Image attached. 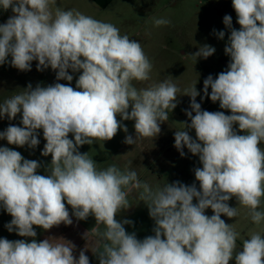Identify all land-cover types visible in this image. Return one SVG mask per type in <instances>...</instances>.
Instances as JSON below:
<instances>
[{
  "label": "clouds",
  "instance_id": "obj_1",
  "mask_svg": "<svg viewBox=\"0 0 264 264\" xmlns=\"http://www.w3.org/2000/svg\"><path fill=\"white\" fill-rule=\"evenodd\" d=\"M232 7L240 28L232 27L230 15L223 17L230 30L224 49L229 64L215 79L209 75L203 81L204 96L230 114L202 110L193 86L182 94L190 97L191 110H185L190 123L181 122L183 129L174 133L181 157L185 147L199 157L202 167L194 170L199 190L196 183L179 181L153 190L136 171L115 165L100 170L78 149L111 140L121 129L127 133L122 120L134 121L136 134L135 139L127 135L124 143L156 138L169 111L177 107V85L165 80L134 87L133 81L150 79L152 64L141 44L111 23L64 10L56 0H0V9L13 13L0 24V65L11 57L12 67L30 71L37 61V71L50 67L57 81L69 82L35 88L29 84L0 103V119L11 121L21 114L22 124L0 131V140L35 149L42 129L46 143L41 155H51L47 175H40V162L0 146V208L12 218L5 227L32 238H0V264H90L87 247L77 258L70 241L35 239L34 226L47 231L71 225L72 216L95 218L91 231L102 250L92 252L99 264H229L233 259L235 264H264V235L251 234L236 251L238 233L221 218L237 217V207L228 203L234 197L254 224L264 221L259 210L264 200V0H232ZM153 19L157 27L170 23ZM217 35L223 39L225 32ZM215 51L205 44L186 56L207 59ZM69 70L80 73L75 88ZM234 125L246 134H238ZM133 190H141L139 199L155 223L154 235L142 240L126 232L124 225L131 221L116 219L131 207L128 196ZM209 208L211 216L205 214Z\"/></svg>",
  "mask_w": 264,
  "mask_h": 264
},
{
  "label": "rangeland",
  "instance_id": "obj_2",
  "mask_svg": "<svg viewBox=\"0 0 264 264\" xmlns=\"http://www.w3.org/2000/svg\"><path fill=\"white\" fill-rule=\"evenodd\" d=\"M226 14L232 17V27L239 30L240 25L237 23L232 0H118L103 15L104 18L98 19L116 26L121 35H128L130 39L137 40L150 60L152 64L150 79L143 82L133 81L134 87L139 90L170 80L181 90L177 94V107L172 112L169 111V119L161 123V132L156 138H138L133 145L124 143L127 135H131L135 139L136 134L134 121L122 120V125L128 129L127 133L121 129L111 140H95L92 145L80 146L78 150L82 154L87 153L96 162L98 169L103 170L115 165L122 171H136L138 177L140 175L141 178H145L144 183H151L150 187L153 190L163 187L166 183L176 181L185 185L196 183L199 190V183L195 180L194 175L195 168L202 167L199 157L191 154L186 147L183 149L185 156L181 157L180 152L174 147V133L183 129L181 122L190 123V119L185 114V110H191L190 97L182 94L185 89H190L193 86L200 93L196 97V101L201 104L202 110L225 111L226 115L230 114L228 110L220 109L219 102L213 103L203 93L204 79L209 75L215 79L220 72L227 69L230 61V57L224 51L230 35V30L223 23V17ZM153 18L167 19L170 23L157 27ZM220 31L225 32L223 39L217 35ZM205 44L216 49L212 56L197 60L186 56L195 53L200 46ZM10 61L11 57L8 58L7 63L0 65V103L22 93L29 84L33 88L38 84L41 86H49L57 82L69 84L65 80L57 81L56 72L50 67L43 71H37V61L32 62L30 71H20L12 67ZM69 74L74 77L70 83L75 88L76 79L80 73H72L69 70ZM210 92L209 88V94ZM201 97L204 98L201 99ZM20 121L21 114L11 121L6 117L0 119V131H4L10 124L22 126ZM234 129L238 134H246L239 131L238 125H234ZM190 135L195 139L194 130L190 131ZM69 138L74 139L71 134ZM38 139L40 143L35 149H30L27 146L9 145L6 140H0V146L19 151L25 159L37 160L41 164L37 174L47 175L46 168L51 163V155L47 157L41 155L46 143L42 129L38 130ZM260 146L264 148V143H261ZM151 159L155 161L156 165L153 171L152 169L148 171V167L153 165ZM164 167H167V172L163 169ZM140 191L133 190L130 194L133 193L137 197L136 194H139ZM130 194L128 200L132 206L133 200ZM228 203L231 207H237L238 215L235 218L222 215L221 218L231 224L238 233L236 251H240L243 241L251 234L264 235V221L260 225L254 224L248 215V209L240 206L234 197ZM67 207L71 215V206ZM259 210L264 211V200H262ZM205 214L211 216L213 212L209 208ZM118 215L116 216L117 220L119 219ZM72 220L92 226L96 224L93 216H89L86 220H77L72 216ZM42 230L38 227L39 233ZM99 230L103 231L104 226L100 225Z\"/></svg>",
  "mask_w": 264,
  "mask_h": 264
},
{
  "label": "crops",
  "instance_id": "obj_3",
  "mask_svg": "<svg viewBox=\"0 0 264 264\" xmlns=\"http://www.w3.org/2000/svg\"><path fill=\"white\" fill-rule=\"evenodd\" d=\"M117 1L118 0H56V4L64 10L75 9L98 20L102 19L103 15L106 14L108 9L111 8V6ZM11 15H13L11 9H8L7 11L0 9V24L5 23ZM151 153H154V151H151ZM151 163L153 165L152 167H148V171L149 169H152L153 171V168L156 165L155 161L152 159ZM163 169L165 172L168 170L167 167H164ZM139 179L142 182L145 180V178H141L140 175ZM147 184L151 186V183ZM136 195L137 197H135L133 193L130 194L133 204L130 207V210L128 208L119 213L118 220L123 221L124 219L131 221V224L124 225L126 232L129 234L134 232L137 238L142 240L149 235H154L153 228L155 223L154 220L149 216L147 206L144 204V202L140 201L139 194ZM11 219V216L2 208H0V238H7L8 240L26 239L28 242H31L32 238L20 237L16 234V232H9L7 230L5 225L9 223ZM93 227L95 226H92L88 223L83 224L81 221H75L71 225H65L62 223L50 230H42L39 233L38 227L34 226V229L37 232L35 239L37 242H40L46 238H63L67 241H70L76 245L74 254L77 256V258L79 256L80 250H84L87 247L85 254L89 257L90 264H99L97 256L92 251L102 250V242L91 231ZM85 233H87L86 237ZM229 264H235V260H231Z\"/></svg>",
  "mask_w": 264,
  "mask_h": 264
}]
</instances>
